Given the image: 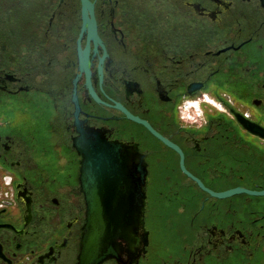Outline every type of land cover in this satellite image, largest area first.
Segmentation results:
<instances>
[{"label":"flooded vegetation","instance_id":"af4514ba","mask_svg":"<svg viewBox=\"0 0 264 264\" xmlns=\"http://www.w3.org/2000/svg\"><path fill=\"white\" fill-rule=\"evenodd\" d=\"M103 143L148 179L102 264H264V0H0V264H82Z\"/></svg>","mask_w":264,"mask_h":264},{"label":"water","instance_id":"95a60500","mask_svg":"<svg viewBox=\"0 0 264 264\" xmlns=\"http://www.w3.org/2000/svg\"><path fill=\"white\" fill-rule=\"evenodd\" d=\"M82 171L89 207L82 264H102L115 258L111 243L117 240L126 241L139 251L146 244L144 208L148 172L138 149L120 143L90 148Z\"/></svg>","mask_w":264,"mask_h":264},{"label":"built area","instance_id":"2783aa9c","mask_svg":"<svg viewBox=\"0 0 264 264\" xmlns=\"http://www.w3.org/2000/svg\"><path fill=\"white\" fill-rule=\"evenodd\" d=\"M200 111L199 104L194 101H186L180 109L182 118L187 121L198 120Z\"/></svg>","mask_w":264,"mask_h":264}]
</instances>
